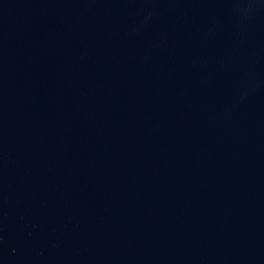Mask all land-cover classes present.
<instances>
[{
    "label": "water",
    "instance_id": "water-1",
    "mask_svg": "<svg viewBox=\"0 0 264 264\" xmlns=\"http://www.w3.org/2000/svg\"><path fill=\"white\" fill-rule=\"evenodd\" d=\"M0 264H264V0H0Z\"/></svg>",
    "mask_w": 264,
    "mask_h": 264
}]
</instances>
